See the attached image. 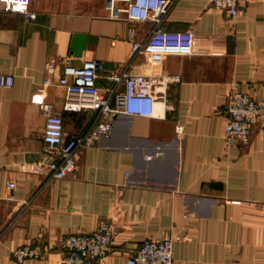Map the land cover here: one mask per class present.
<instances>
[{"label": "crops", "instance_id": "0c3cea01", "mask_svg": "<svg viewBox=\"0 0 264 264\" xmlns=\"http://www.w3.org/2000/svg\"><path fill=\"white\" fill-rule=\"evenodd\" d=\"M106 1L30 0L33 20L0 12V74L14 77L0 88V264H16L12 251L36 242L44 256L23 264H59L61 236L93 231L102 220L115 228L102 264H127L145 239L167 236L179 238L173 264H264V0H241L237 18L211 0H172L157 29L190 35L189 53L153 40L152 22L110 19ZM131 27L144 48L133 58ZM77 34L86 36L81 58L71 50ZM89 59L102 64V94L124 70L180 81L155 87L154 116H113L111 135L77 152L74 175L51 178L48 166L35 172L43 160L41 102L60 112L67 134L93 121L91 112L63 110L57 84L65 61ZM234 87L262 113L246 142L229 144L223 128ZM123 90L119 83L116 93Z\"/></svg>", "mask_w": 264, "mask_h": 264}, {"label": "built area", "instance_id": "2783aa9c", "mask_svg": "<svg viewBox=\"0 0 264 264\" xmlns=\"http://www.w3.org/2000/svg\"><path fill=\"white\" fill-rule=\"evenodd\" d=\"M240 2L241 0H211L214 9L231 18L240 15ZM119 4H123V7H119ZM171 4L172 0H107L106 10L110 19L120 20L124 14L131 24L152 22L157 30L153 40H164L166 45L189 53L192 42L190 35L163 36L157 29ZM29 5L30 0H0V12L19 13L33 20L36 14L29 11ZM128 36L131 43L130 57L143 53V44L135 39L133 27L129 29ZM101 68L102 64L97 59L83 60L79 66L71 64L69 60L63 63L61 74L57 78V84L65 90L63 110L91 112L93 121L78 133L67 134L60 112L52 103L41 102L40 109L44 117L43 160L35 165V172L48 166L51 169V178L74 175L78 168L77 152L94 146L101 138L109 137L113 129V116H154L155 87H166L180 81L179 75L132 74L124 70L110 76L113 86L107 94H102L96 85ZM46 70L53 74L55 66L46 63ZM119 83L124 85L122 93H116ZM13 84L12 75L0 74V88H11ZM48 84L49 80L45 79L40 90ZM112 100L115 101L114 106L111 105ZM261 113V104L250 94L235 87L231 88L227 94L226 121L223 128L226 142H246ZM176 132H181L180 126L176 127ZM13 187L14 183L9 182L8 188ZM114 237V225L107 220L100 221L93 231L82 230L63 235L60 238L63 256L59 264H102V260L112 250ZM178 239L173 236L161 239L147 238L127 258V264H173V244ZM44 252L39 242L23 244L12 251V258L16 264H23L27 260L41 259Z\"/></svg>", "mask_w": 264, "mask_h": 264}, {"label": "water", "instance_id": "95a60500", "mask_svg": "<svg viewBox=\"0 0 264 264\" xmlns=\"http://www.w3.org/2000/svg\"><path fill=\"white\" fill-rule=\"evenodd\" d=\"M86 36L77 34L72 37L71 50L75 57L81 58L85 48Z\"/></svg>", "mask_w": 264, "mask_h": 264}]
</instances>
